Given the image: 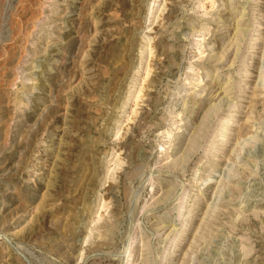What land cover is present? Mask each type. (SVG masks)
Here are the masks:
<instances>
[{"label": "rangeland", "instance_id": "1", "mask_svg": "<svg viewBox=\"0 0 264 264\" xmlns=\"http://www.w3.org/2000/svg\"><path fill=\"white\" fill-rule=\"evenodd\" d=\"M0 264H264V0H0Z\"/></svg>", "mask_w": 264, "mask_h": 264}, {"label": "bare ground", "instance_id": "2", "mask_svg": "<svg viewBox=\"0 0 264 264\" xmlns=\"http://www.w3.org/2000/svg\"><path fill=\"white\" fill-rule=\"evenodd\" d=\"M176 195H177V194H176ZM177 196H178V195H177ZM177 196H176V197H177ZM180 208H181V207H180Z\"/></svg>", "mask_w": 264, "mask_h": 264}]
</instances>
